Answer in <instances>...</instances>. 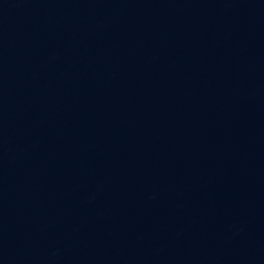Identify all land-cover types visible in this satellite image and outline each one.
Returning <instances> with one entry per match:
<instances>
[{
  "label": "water",
  "instance_id": "water-1",
  "mask_svg": "<svg viewBox=\"0 0 264 264\" xmlns=\"http://www.w3.org/2000/svg\"><path fill=\"white\" fill-rule=\"evenodd\" d=\"M0 264H264V0H0Z\"/></svg>",
  "mask_w": 264,
  "mask_h": 264
}]
</instances>
